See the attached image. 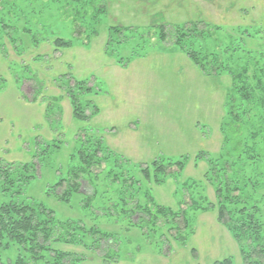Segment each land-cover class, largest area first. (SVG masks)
I'll use <instances>...</instances> for the list:
<instances>
[{
    "label": "rangeland",
    "instance_id": "1",
    "mask_svg": "<svg viewBox=\"0 0 264 264\" xmlns=\"http://www.w3.org/2000/svg\"><path fill=\"white\" fill-rule=\"evenodd\" d=\"M14 1L26 3V12L32 9L33 0ZM41 1L49 4V0ZM6 2L0 0V78L6 80L0 91V163H30L39 150L37 142L39 147L54 139L62 142V149L46 160L20 199L44 204L59 219L83 220L115 233L120 251L117 264H214L228 257L241 264L238 243L217 222L213 211H190L191 237L185 245L167 234L164 238L168 241L157 244L158 238L153 243L135 230L125 232L114 218L93 216L82 208L78 197L67 205L48 196V190L58 180V172H65L82 132L102 138L111 151L132 165L160 157L177 160L189 156L191 160L179 177L161 186L148 185L150 194L156 203L173 210L185 200L190 204V196L195 201L215 203V188L205 178L208 164L196 163L194 158L200 152L218 157L232 147V142L224 146L221 130L232 79L229 75H203L184 54L167 51L173 38L161 44L157 32L163 25L200 21L218 27L198 40L202 50L198 49L219 55L234 69L251 62V72L257 69L264 77V0H106L107 14L95 28L96 34L87 37L75 34L77 13L69 10L63 14L61 4H54L40 12L39 22L50 29L35 26L37 18L31 21L30 27L40 40L37 46L30 36L21 35L22 42L17 38L13 43L5 36L4 22L13 25L6 16ZM113 26L135 30L127 39L120 38L125 43L116 46V54L128 58L139 52L140 58L118 64L106 53V44L111 41L109 28ZM19 28H23L21 22ZM56 37L71 41L73 47L56 50ZM64 76L87 81L98 91L89 100L100 113L89 122L73 118L70 98L58 82ZM255 109L250 113L255 120L249 122V133L245 132L250 143L254 141L251 133L264 128V108ZM255 142L264 147V132ZM64 248L85 253L91 264H104L100 259L104 253L92 255L80 248ZM17 254L15 248L0 250L4 262L15 260Z\"/></svg>",
    "mask_w": 264,
    "mask_h": 264
},
{
    "label": "trees",
    "instance_id": "2",
    "mask_svg": "<svg viewBox=\"0 0 264 264\" xmlns=\"http://www.w3.org/2000/svg\"><path fill=\"white\" fill-rule=\"evenodd\" d=\"M4 2L9 5L6 16L13 20V25L7 22L2 25L5 36L12 38V43L22 36H30L36 46L40 40L37 32L30 27L31 21L37 18L38 24L35 26L43 31L50 29L51 26L39 22L40 12L54 4H61L63 14L69 10L77 13L74 20L77 37L95 35L100 19L108 12L106 0H49L47 5L42 4L41 0H33L32 9L27 10L29 12H26V3L18 5L14 0ZM39 4L42 9L38 10ZM20 22L22 29L19 28ZM201 26L204 29H200ZM212 29L219 28L207 26L202 21L185 25L169 24L160 26L157 37L161 44L172 37V48L167 50L164 46L166 48L163 50H178L203 75H229L232 79L233 85L227 94V116L221 129L225 137L224 146L232 142V147L228 146L218 157L200 152L194 158L196 163L205 161L208 164L205 178L215 188V203L195 201L190 196V204L185 200L180 202L178 210H173L156 203L150 194L148 185L161 186L169 179L179 177L191 160L189 156L177 160L160 157L150 163L132 165L130 160L111 151L102 138L82 132L77 136L78 146L65 172H58L59 178L50 186L48 196L67 205L78 197L82 208L92 212L93 216L114 218L116 224L124 226L125 232L135 230L151 242L158 238L157 244L168 241V237L164 238L167 234L185 245L191 237L190 211H213L217 215V222L227 228L238 243L241 264H264V147H260V142H255L264 128L251 133L252 143L246 137L249 122L255 120L250 113L255 108H264V97L259 96V93L264 94V77L262 71L257 69L251 72L249 59V63L234 69L219 55L200 51L198 40L210 36ZM134 31L133 27L109 28L111 41L106 44V53L115 58L118 64L141 57L139 52L132 53L128 58L116 54V46L125 43L120 38L127 39V34ZM53 45L56 50L73 47L71 41L61 37H56ZM249 56L246 55V58ZM58 82L60 88L65 87L70 98L75 120L89 122L100 113V109L89 100L91 94L98 91L90 87L87 81L64 76ZM4 83L6 80L0 78V91ZM244 118L248 122L244 123ZM36 145L39 147L38 142ZM38 147L30 163H0V250L7 252L15 248L18 253L15 260L7 262L0 256V264H91L85 253L64 247L80 248L92 255L104 253L100 256L104 264H117L120 251L115 233L83 220L59 219L44 204L20 199L26 186L38 178L37 174L46 160L62 149V142L54 139L51 144L42 142ZM84 189L90 191L84 192ZM214 264L236 262L228 257Z\"/></svg>",
    "mask_w": 264,
    "mask_h": 264
}]
</instances>
